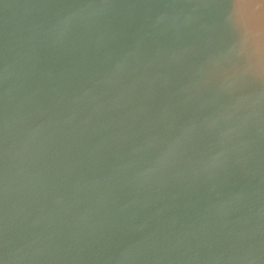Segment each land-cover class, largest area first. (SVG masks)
<instances>
[{"label":"water","instance_id":"obj_1","mask_svg":"<svg viewBox=\"0 0 264 264\" xmlns=\"http://www.w3.org/2000/svg\"><path fill=\"white\" fill-rule=\"evenodd\" d=\"M0 264H264V0H0Z\"/></svg>","mask_w":264,"mask_h":264}]
</instances>
